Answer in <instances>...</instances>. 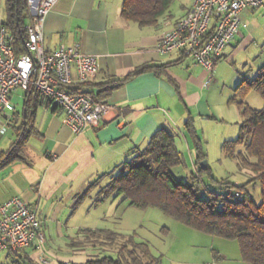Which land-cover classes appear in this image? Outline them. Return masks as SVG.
Listing matches in <instances>:
<instances>
[{"label":"crops","instance_id":"obj_1","mask_svg":"<svg viewBox=\"0 0 264 264\" xmlns=\"http://www.w3.org/2000/svg\"><path fill=\"white\" fill-rule=\"evenodd\" d=\"M123 1L58 0L44 22L43 45L47 50L61 44L79 45L83 54L96 57L99 71L82 89L100 95L111 106L97 127L75 133L66 124L64 111L53 103L33 97L28 102L25 91L12 94L15 119L6 133L0 134V151H8L15 142L27 103L35 107L32 129L29 128L33 131L25 146V159L0 169V205L14 197L29 203L41 221L45 243L70 240L80 229H97L103 225L106 217L101 214L82 222L73 217L83 206L90 207L86 211L90 214L108 200L96 206L82 201L74 207L77 200L101 175L126 161L133 150L143 149L161 128L176 134L180 151L179 142L185 143L197 167L196 143L205 151L206 123L224 122L229 113L237 117L236 112L241 110L231 98L241 78L249 79L247 74L223 76L225 69L219 63L226 59L234 64L233 58L243 48L253 47L257 53L264 54V3L242 13L247 26L241 28L225 47L220 60H216L213 79L209 82V72L192 57L178 52L161 55L155 51L161 35L175 26L194 0L179 15L168 13L157 25L147 27L123 18ZM144 66L150 69L137 73ZM114 79L126 80L111 91L101 92L104 84ZM233 105L238 111L227 109ZM237 124L240 128L241 123ZM215 135L219 142L228 141L225 132ZM39 252L36 246L23 251L36 262ZM223 255L217 251L220 260L224 259ZM90 256L78 264H84ZM20 257L23 256L3 251L0 264L22 263Z\"/></svg>","mask_w":264,"mask_h":264},{"label":"trees","instance_id":"obj_2","mask_svg":"<svg viewBox=\"0 0 264 264\" xmlns=\"http://www.w3.org/2000/svg\"><path fill=\"white\" fill-rule=\"evenodd\" d=\"M173 1L124 0L121 15L141 27L155 26L169 13ZM4 3L6 18L0 24L5 25L15 36L17 54L26 53L25 26L32 18L27 0H5ZM149 69V66H144L137 73ZM125 80H111L104 84L101 92L111 91ZM86 83H80L74 89L83 90ZM252 90L258 91L264 98V66L252 80L242 77L236 85L231 101L239 106L243 120L238 138L225 141L222 145V151L227 157L237 159L241 169L252 172L246 184L213 180L219 183L218 189H204L207 195L204 193L203 197L201 188L176 178L173 169L183 164V154L178 149L176 134L161 128L143 149L133 150L126 161L94 181L74 207L87 198H92L96 206L113 196H121L122 203L128 202L141 209L157 208L191 229L213 237L236 240L244 261L264 264V107L253 109L245 103V97ZM25 93L28 102L32 97L34 100L40 98L34 90ZM95 97L97 100L102 99L100 95ZM34 108L26 104L24 120L15 142L8 151H0V169L16 160L25 159V146L33 131L30 126ZM12 115L13 121L14 113ZM239 145L245 147V152H237ZM206 159V153L197 142L194 179L201 178L204 172L209 171L208 165L205 169L200 166V162ZM251 183L259 185V199L247 190V184ZM237 193L241 194V198L237 197ZM70 244L73 250H93L95 254L84 264H161V259L152 253L147 243L136 241L134 236H122L111 229H80L71 238ZM213 254L214 260L219 259L217 252ZM22 256L20 258L23 262L18 261V264H39L24 253Z\"/></svg>","mask_w":264,"mask_h":264},{"label":"built area","instance_id":"obj_3","mask_svg":"<svg viewBox=\"0 0 264 264\" xmlns=\"http://www.w3.org/2000/svg\"><path fill=\"white\" fill-rule=\"evenodd\" d=\"M57 1L27 0L32 18L25 26L26 53L17 54L15 36L0 24V134L10 128L15 110L12 94L17 90H34L41 99L59 107L65 113L66 124L78 134L87 127H97L111 109L93 93L74 89L98 73L96 57L83 54L79 45L61 44L54 50L44 47V22ZM263 3L264 0H194L175 26L161 35L155 51L192 57L209 72L210 82L216 60L247 26L242 13ZM236 195L241 198L240 193ZM45 241L41 221L29 203L14 197L0 205V253L22 255L25 249L36 246L40 249L38 263L48 264L42 250Z\"/></svg>","mask_w":264,"mask_h":264},{"label":"rangeland","instance_id":"obj_4","mask_svg":"<svg viewBox=\"0 0 264 264\" xmlns=\"http://www.w3.org/2000/svg\"><path fill=\"white\" fill-rule=\"evenodd\" d=\"M4 2L5 0H2L0 3V23L6 18ZM190 2L191 0H174L169 13H172L173 16L179 15L183 7ZM263 59V53H257L253 47H249L243 48L240 53L236 54L233 58L234 64L226 59L219 64H221V68L225 69L223 76L247 74L249 80H252L257 75L259 67L263 65ZM20 91L23 92V90ZM219 97L217 96L216 98ZM245 103L253 109H262L264 107V98L258 91L252 90L245 97ZM21 106L22 104L20 103V110H22ZM227 109L238 111L235 105L231 108L227 107ZM236 115L239 119L232 117L229 113L226 115V121L224 122L213 120L206 123L205 141L207 142L203 146L207 155L206 160L209 171L204 172L201 178H193L194 174H196L194 162L189 156V150L184 146L185 143L179 142L184 162L174 168L173 172L178 180L195 184L197 188H201L203 197L207 191L204 189H218L219 183L213 180H224L237 185H244L252 176L250 170L239 167L237 159L227 157L224 154L222 151L223 141L219 142L220 140L215 135L225 132L228 135V140L237 139L239 136V125L237 123H241L243 118L241 111L236 112ZM237 152H245V147L239 145ZM246 188L259 199V185L254 186L251 183L247 184ZM122 199L121 196L117 198L113 196L109 198L106 204L98 206L99 210L91 209L92 212L90 214L86 212L90 207L84 209L83 206L73 219L81 220L80 222H82V220L89 221L90 218L95 217L97 214L105 216V221L101 223L103 225L97 226V229L107 226L122 236H134L136 241L147 243L152 253L161 259V264H206L210 261H216V264H249L241 257L238 241L204 234L181 224L157 208L141 209L131 206L128 202L122 203ZM85 201L93 203L90 198ZM70 243L71 239L49 241L42 247L44 256L52 264H60V262L78 264V262H82L89 255L95 254L91 248L83 251L73 250ZM226 245L228 246L225 247ZM217 251L222 255L224 254V259H213V253Z\"/></svg>","mask_w":264,"mask_h":264},{"label":"water","instance_id":"obj_5","mask_svg":"<svg viewBox=\"0 0 264 264\" xmlns=\"http://www.w3.org/2000/svg\"><path fill=\"white\" fill-rule=\"evenodd\" d=\"M207 165H208L207 160H204V161H201V162H200V166H201L202 168H204V169L207 167Z\"/></svg>","mask_w":264,"mask_h":264}]
</instances>
